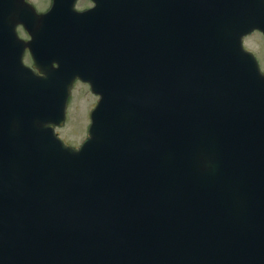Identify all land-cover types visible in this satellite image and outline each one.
<instances>
[{"label":"water","instance_id":"1","mask_svg":"<svg viewBox=\"0 0 264 264\" xmlns=\"http://www.w3.org/2000/svg\"><path fill=\"white\" fill-rule=\"evenodd\" d=\"M113 1L43 40L0 0L40 73L0 56V264H264V72L241 42L264 0ZM76 77L99 95L78 149L53 131Z\"/></svg>","mask_w":264,"mask_h":264},{"label":"rangeland","instance_id":"2","mask_svg":"<svg viewBox=\"0 0 264 264\" xmlns=\"http://www.w3.org/2000/svg\"><path fill=\"white\" fill-rule=\"evenodd\" d=\"M249 48L261 55L264 61V40L258 32L245 39ZM97 96L93 95L85 83L75 82L67 104V116L63 125L57 128L59 135L69 144L78 145L86 135L89 124V111L94 106Z\"/></svg>","mask_w":264,"mask_h":264},{"label":"flooded vegetation","instance_id":"3","mask_svg":"<svg viewBox=\"0 0 264 264\" xmlns=\"http://www.w3.org/2000/svg\"><path fill=\"white\" fill-rule=\"evenodd\" d=\"M26 1L33 5V7L35 8L36 12L39 15H44L49 9H51V7L55 3V0H26ZM67 3H68V0H59L58 6L59 7H65L67 5ZM74 5H75L76 9L81 10V11H85V10H88L91 7H93L95 5V1L94 0H75ZM49 22H50L49 17L38 18L36 21L37 30L49 31L50 30ZM16 30L18 32V35L22 39H24V40L29 39L30 36H29L28 32L25 30V28L23 27V25H21V24L18 25L16 27ZM254 32L255 31L251 32L249 35H247L245 37L251 36ZM250 50L253 51V53L256 55L257 59L259 60V62H261V55L259 53L255 52L253 49H250ZM23 60L28 65L32 64V61H31L32 59H31V55H30L28 48H25L23 50ZM261 68L262 69L264 68L263 63H261Z\"/></svg>","mask_w":264,"mask_h":264}]
</instances>
